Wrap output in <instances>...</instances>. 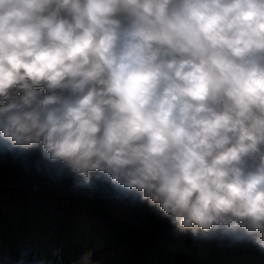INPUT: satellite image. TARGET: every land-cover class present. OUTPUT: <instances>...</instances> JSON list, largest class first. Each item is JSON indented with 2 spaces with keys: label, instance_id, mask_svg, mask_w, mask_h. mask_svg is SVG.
<instances>
[{
  "label": "clouds",
  "instance_id": "obj_1",
  "mask_svg": "<svg viewBox=\"0 0 264 264\" xmlns=\"http://www.w3.org/2000/svg\"><path fill=\"white\" fill-rule=\"evenodd\" d=\"M0 101L12 146L264 248V0H0Z\"/></svg>",
  "mask_w": 264,
  "mask_h": 264
},
{
  "label": "trees",
  "instance_id": "obj_2",
  "mask_svg": "<svg viewBox=\"0 0 264 264\" xmlns=\"http://www.w3.org/2000/svg\"><path fill=\"white\" fill-rule=\"evenodd\" d=\"M65 169L0 138V264H264L252 238L182 231L135 190Z\"/></svg>",
  "mask_w": 264,
  "mask_h": 264
},
{
  "label": "rangeland",
  "instance_id": "obj_3",
  "mask_svg": "<svg viewBox=\"0 0 264 264\" xmlns=\"http://www.w3.org/2000/svg\"><path fill=\"white\" fill-rule=\"evenodd\" d=\"M1 103H3V101H1ZM58 163H59V165H60V169H61L62 171H64V173H65V172L67 173L65 167H64L60 162H58Z\"/></svg>",
  "mask_w": 264,
  "mask_h": 264
}]
</instances>
